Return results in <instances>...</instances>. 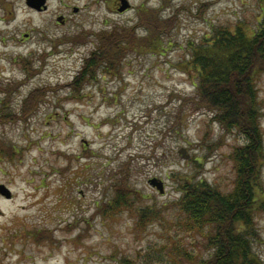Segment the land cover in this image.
I'll return each mask as SVG.
<instances>
[{"label":"rangeland","instance_id":"rangeland-1","mask_svg":"<svg viewBox=\"0 0 264 264\" xmlns=\"http://www.w3.org/2000/svg\"><path fill=\"white\" fill-rule=\"evenodd\" d=\"M15 1L19 33L31 37L0 44V184L11 194L0 195V264H123L122 258L189 264L207 258L213 225H189L179 187L187 178L203 179L231 192L234 150L245 139L222 128L213 112L183 103L195 95L196 77L179 64L189 58V45L216 27L241 24L251 34L264 17V3L127 0L130 8L118 12L113 0H82L76 2L81 11L69 9L68 24L52 32L86 42L56 47L41 34L54 10L36 14ZM149 9L157 19L176 16L162 34V50H129L114 72L103 66L73 90L70 82L98 43L95 32L118 26L132 37L144 35L140 17ZM253 81L264 145V70ZM34 88L45 89L43 98L24 117L22 104ZM259 178L264 190V154ZM115 186L129 203L108 210ZM254 219L253 250L264 264V210Z\"/></svg>","mask_w":264,"mask_h":264},{"label":"trees","instance_id":"trees-1","mask_svg":"<svg viewBox=\"0 0 264 264\" xmlns=\"http://www.w3.org/2000/svg\"><path fill=\"white\" fill-rule=\"evenodd\" d=\"M148 11L140 17L146 28L144 35L133 33L132 37V32L125 33V27L118 26L102 34L95 32L98 43L84 57L82 67L70 82L73 90H79L87 80L95 78L103 66L114 72V65L120 63L129 50H162V34L170 30L176 16L157 19L151 9ZM70 39L73 43L86 42L77 36ZM189 51V58L179 67L185 72L194 71L196 93L184 98L183 103L190 102L197 107L195 109L213 112L222 128L237 130L245 139L234 150L236 180L231 192L222 193L203 179L191 181L187 178L180 184L178 203L188 217L189 225L192 228L206 223L213 225L209 236L212 252L207 258L189 264H259L253 241L258 237L255 213L264 210V190L259 182L264 145L260 130L262 112L253 77L264 70V17L251 34L241 24L234 29L216 27L200 42L191 43ZM44 90L34 88L29 92L22 104L21 115L25 117L35 109ZM115 190V196L106 203L108 210L129 203L126 192L116 186ZM144 215L146 211H143ZM121 262L134 264L129 258H122ZM170 264L186 263L173 261Z\"/></svg>","mask_w":264,"mask_h":264},{"label":"flooded vegetation","instance_id":"flooded-vegetation-1","mask_svg":"<svg viewBox=\"0 0 264 264\" xmlns=\"http://www.w3.org/2000/svg\"><path fill=\"white\" fill-rule=\"evenodd\" d=\"M81 1L82 0H23L24 6L27 10L36 14H44L54 10L52 18L48 21L50 27H47L48 30L47 28L42 30L43 32L41 31V34L44 39L49 40L52 45L57 43L56 47L71 41L70 38L75 35L69 37L65 32L55 33L52 32V30L57 31L58 28L66 26L70 21L68 10L70 9L72 13L81 11V8L76 4V2L78 3ZM113 2L115 4V10H117L121 5L122 0H113ZM54 6L55 8H52ZM16 7L15 0H0V44L2 45L6 40L15 42L16 45H18L19 43L21 44L23 39L26 40L31 37L30 33L27 31H21L19 33L20 21L17 25L18 14ZM50 29L51 32H49ZM18 57L19 59L22 58L20 55Z\"/></svg>","mask_w":264,"mask_h":264},{"label":"water","instance_id":"water-1","mask_svg":"<svg viewBox=\"0 0 264 264\" xmlns=\"http://www.w3.org/2000/svg\"><path fill=\"white\" fill-rule=\"evenodd\" d=\"M129 6V3L127 2V0H122V4L121 6L118 8L119 11H123L125 10L127 7ZM179 153H181V155L183 157H187V154H185V149L184 148H180L178 150ZM158 188L160 189V191H162V186L161 184L157 183ZM0 193L5 195L6 197L10 196V191L8 188H6L3 184H0Z\"/></svg>","mask_w":264,"mask_h":264}]
</instances>
